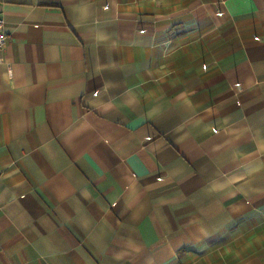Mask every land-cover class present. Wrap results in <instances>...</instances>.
<instances>
[{"label": "crops", "instance_id": "obj_1", "mask_svg": "<svg viewBox=\"0 0 264 264\" xmlns=\"http://www.w3.org/2000/svg\"><path fill=\"white\" fill-rule=\"evenodd\" d=\"M0 13V264H264V0Z\"/></svg>", "mask_w": 264, "mask_h": 264}, {"label": "built area", "instance_id": "obj_2", "mask_svg": "<svg viewBox=\"0 0 264 264\" xmlns=\"http://www.w3.org/2000/svg\"><path fill=\"white\" fill-rule=\"evenodd\" d=\"M8 35L4 30V19L0 13V52H2L7 44Z\"/></svg>", "mask_w": 264, "mask_h": 264}]
</instances>
